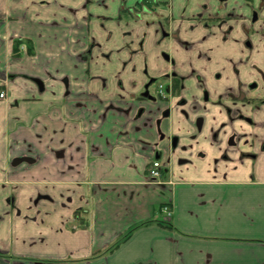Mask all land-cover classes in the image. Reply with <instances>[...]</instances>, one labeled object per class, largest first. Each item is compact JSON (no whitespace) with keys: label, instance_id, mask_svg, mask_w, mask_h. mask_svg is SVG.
Segmentation results:
<instances>
[{"label":"crops","instance_id":"1","mask_svg":"<svg viewBox=\"0 0 264 264\" xmlns=\"http://www.w3.org/2000/svg\"><path fill=\"white\" fill-rule=\"evenodd\" d=\"M141 2L0 0V264H264V93L238 120L211 101L249 79L193 61L185 104L143 98L171 65Z\"/></svg>","mask_w":264,"mask_h":264},{"label":"flooded vegetation","instance_id":"2","mask_svg":"<svg viewBox=\"0 0 264 264\" xmlns=\"http://www.w3.org/2000/svg\"><path fill=\"white\" fill-rule=\"evenodd\" d=\"M142 2L145 5L142 12L151 15L152 20L159 25L160 37L157 42L165 43L170 48L169 51H163L162 56L170 63L171 70L161 77H151L141 96L152 102L164 100L171 103L177 99V103L185 104L187 98L182 96L184 80L195 74V69H192L195 61L202 70L197 77L249 79L245 89L228 92L226 97L218 95L211 101L206 90L202 98L204 103L210 100L229 115L237 112L238 120L251 121L244 109L251 106L253 111L260 112L257 100L261 95L256 97L254 94L264 93V0H199L194 6H185L187 13L181 17L171 14L158 0ZM128 11L133 17L142 15V12L138 13L133 8ZM231 35L235 43H225ZM178 47H182V50ZM218 65L220 68L215 71L214 67ZM183 110L177 113L182 114L185 112ZM169 112L168 108L163 114L168 115ZM197 126L201 130L200 117H197ZM180 135H172L168 139L172 147L179 142ZM237 143L235 136L227 137V152L222 157H227L229 151L234 152V147L240 150ZM245 156L255 157L256 153L241 150L239 157Z\"/></svg>","mask_w":264,"mask_h":264},{"label":"rangeland","instance_id":"3","mask_svg":"<svg viewBox=\"0 0 264 264\" xmlns=\"http://www.w3.org/2000/svg\"><path fill=\"white\" fill-rule=\"evenodd\" d=\"M162 3L161 4H164L163 1L164 0H161ZM199 0H176V10L178 12H181V16L182 14L186 13V11L184 10L185 6H194L195 3H197ZM155 18V17H154Z\"/></svg>","mask_w":264,"mask_h":264},{"label":"built area","instance_id":"4","mask_svg":"<svg viewBox=\"0 0 264 264\" xmlns=\"http://www.w3.org/2000/svg\"><path fill=\"white\" fill-rule=\"evenodd\" d=\"M0 97L5 98L6 93L4 91H1ZM160 166H161V163L159 161H155L152 167L150 168V176L159 177L160 176Z\"/></svg>","mask_w":264,"mask_h":264},{"label":"trees","instance_id":"5","mask_svg":"<svg viewBox=\"0 0 264 264\" xmlns=\"http://www.w3.org/2000/svg\"><path fill=\"white\" fill-rule=\"evenodd\" d=\"M79 214H80V212L78 211V212L76 213V216L78 217ZM78 218H79V217H78ZM81 225H87V221H86V219H81ZM131 231H132V230H131ZM131 231H129L126 235H124L123 238L126 237V236H128V235L130 234Z\"/></svg>","mask_w":264,"mask_h":264}]
</instances>
